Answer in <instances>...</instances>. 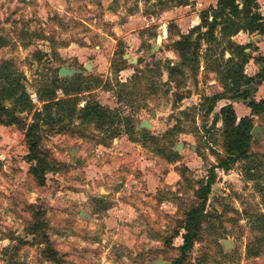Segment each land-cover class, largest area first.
Returning a JSON list of instances; mask_svg holds the SVG:
<instances>
[{
	"label": "rangeland",
	"instance_id": "374dc122",
	"mask_svg": "<svg viewBox=\"0 0 264 264\" xmlns=\"http://www.w3.org/2000/svg\"><path fill=\"white\" fill-rule=\"evenodd\" d=\"M174 6L0 0V63L12 64L34 109L42 106L39 92L65 79L57 74L64 67L80 83L78 106L98 103L112 117L100 128L78 120L42 125L30 139L37 144L32 151L25 138L31 114L0 124V264H175L186 214L199 206L196 192L210 168L211 197L198 236L178 260L264 264V116L253 120L251 161L227 166L221 120L224 106L239 112L262 98L264 71L250 65L259 82L241 88L240 98L226 95L215 104L206 98L223 92L219 72L231 65L224 63L227 52L219 62L203 46L195 69L169 75L181 59L173 38L161 39L158 19ZM210 80L216 83L207 85ZM55 97L65 95L56 90ZM250 165L253 177L245 173ZM231 174L239 185L225 181Z\"/></svg>",
	"mask_w": 264,
	"mask_h": 264
},
{
	"label": "trees",
	"instance_id": "16d2710c",
	"mask_svg": "<svg viewBox=\"0 0 264 264\" xmlns=\"http://www.w3.org/2000/svg\"><path fill=\"white\" fill-rule=\"evenodd\" d=\"M176 5H183L184 0H168ZM241 6V7H240ZM256 0H216L215 7L202 10L198 19L194 21L186 35H181L173 43V50L179 55L181 63L170 66L167 72L171 75L179 67L195 69L198 64L200 50L205 46V52L217 57L220 62L225 52L229 57L224 60L226 67L222 72L220 83L223 92L211 98H206L215 104L224 99L240 98L243 87H247L253 80L243 74V67L249 60L245 47L232 41L239 33H256L264 37V18L258 12ZM1 46V40H0ZM209 56V57H210ZM238 60L234 61V60ZM255 63L264 65V55L253 58ZM222 62V61H221ZM220 66V63H219ZM20 75L10 63H0V124L5 126L20 122L19 115L31 114V124L25 132L30 150L36 148V142L30 139L34 132H38L42 125L72 124L75 120L81 123H94L97 128L105 125L112 118L110 112L98 103L85 102L79 107L81 88L78 79H56L52 81L51 90L44 89L38 93L41 109H34L29 95L21 84ZM56 90L61 91L64 99H56ZM250 113L237 121L235 112L230 105L221 108V120L224 128L223 147L228 160L222 166L236 161L250 160L251 130L256 116H264V99L248 103ZM133 131V128H132ZM113 138V135H112ZM251 161V160H250ZM256 169L252 165L245 170L249 177H253ZM213 170L210 168L206 183L196 192L200 201L198 207L186 214L181 236L182 242L178 247L183 259L193 246L198 236L202 222L203 211L213 185ZM251 180V178H249ZM50 259L58 262L55 251L51 250Z\"/></svg>",
	"mask_w": 264,
	"mask_h": 264
},
{
	"label": "crops",
	"instance_id": "0c3cea01",
	"mask_svg": "<svg viewBox=\"0 0 264 264\" xmlns=\"http://www.w3.org/2000/svg\"><path fill=\"white\" fill-rule=\"evenodd\" d=\"M184 3L185 4L183 5L174 6L171 9H168L162 12L161 15L159 16L161 20L158 19V21L160 22L162 21L163 23L162 30H163V26H165L166 28V31H167L166 39L170 35L173 38L172 42L177 41L181 35H186L192 23L198 19L199 13L202 10L207 9L210 6L215 7L216 0H192V1L184 0ZM256 3L259 8L258 12L264 18V0H256ZM169 24L173 25L172 32L171 31L169 32V29H168ZM161 34H162V31H161ZM161 39H158V40H161ZM232 41L240 46L245 47V53L249 56V60L243 67V74L249 78H252V80L255 83H258L260 79L258 80L257 78H254L255 77L254 74L248 73L247 68L250 65L260 66L262 68L261 71H264V65L255 63V61L253 60L255 56L254 55L251 56L249 52H251V50L253 51L255 50V54L262 53L264 55V37L256 33L247 34V33L241 32L235 37H233ZM260 83L264 84V80H260ZM253 87L255 88V86ZM261 95H263L262 98L258 99L256 102L264 99V92L261 91ZM254 97H255V91H251V98H254ZM234 112H235V115L238 121L240 118L248 116L250 113V109L242 108L239 110V112L237 111H234Z\"/></svg>",
	"mask_w": 264,
	"mask_h": 264
},
{
	"label": "water",
	"instance_id": "95a60500",
	"mask_svg": "<svg viewBox=\"0 0 264 264\" xmlns=\"http://www.w3.org/2000/svg\"><path fill=\"white\" fill-rule=\"evenodd\" d=\"M186 1H192V0H186ZM166 37H167V31H166L165 26H163L161 38L162 39H166ZM160 41L161 40H157V43L153 45L152 50H156L158 48V44L160 43ZM85 69L89 70V67L86 65ZM74 73H75L74 70L66 69L64 67L59 68V70L57 72L59 78H70V77L73 76ZM214 83H216L215 80H210V81L207 82V85H211V84H214ZM140 127L145 128V129H150L151 128V126H150V124H148V122H141L140 123ZM71 162L79 163V159L78 158H71ZM27 169H28V165L26 163H23V165L21 166V170H22L23 174H25ZM236 177L237 176L235 174L228 175L225 178V181L232 182L234 184H238L239 185V183H237V181L235 180ZM80 216H82V213H80Z\"/></svg>",
	"mask_w": 264,
	"mask_h": 264
},
{
	"label": "flooded vegetation",
	"instance_id": "af4514ba",
	"mask_svg": "<svg viewBox=\"0 0 264 264\" xmlns=\"http://www.w3.org/2000/svg\"><path fill=\"white\" fill-rule=\"evenodd\" d=\"M71 78V77H70ZM235 99H237V98H235ZM235 99H232V100H235ZM251 101H248V103H250ZM248 103H247V105H248ZM211 191V190H210ZM208 197H210V194L208 195ZM180 257H181V253H180ZM178 259H180V258H178ZM177 259V261H176V263L175 264H181V262H180V260H178Z\"/></svg>",
	"mask_w": 264,
	"mask_h": 264
}]
</instances>
